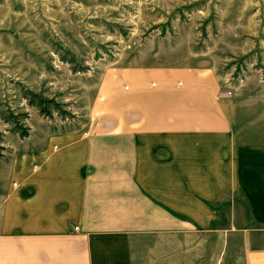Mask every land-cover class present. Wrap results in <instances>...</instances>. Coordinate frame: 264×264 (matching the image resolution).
Returning <instances> with one entry per match:
<instances>
[{"label":"crops","instance_id":"1","mask_svg":"<svg viewBox=\"0 0 264 264\" xmlns=\"http://www.w3.org/2000/svg\"><path fill=\"white\" fill-rule=\"evenodd\" d=\"M111 75L80 126L4 146L0 264H264V173L241 160L264 127L233 124L213 68Z\"/></svg>","mask_w":264,"mask_h":264},{"label":"rangeland","instance_id":"2","mask_svg":"<svg viewBox=\"0 0 264 264\" xmlns=\"http://www.w3.org/2000/svg\"><path fill=\"white\" fill-rule=\"evenodd\" d=\"M142 66L213 68L233 124L264 127V0H0L2 145L23 139L1 119L7 113H26L20 123L29 127V141H42L43 123L80 126L113 70ZM25 91L54 99L68 114L43 116ZM261 137L253 150L241 141V160H255L258 174ZM238 205L237 221L257 227Z\"/></svg>","mask_w":264,"mask_h":264},{"label":"trees","instance_id":"3","mask_svg":"<svg viewBox=\"0 0 264 264\" xmlns=\"http://www.w3.org/2000/svg\"><path fill=\"white\" fill-rule=\"evenodd\" d=\"M24 98H26L28 104L30 106H35L39 113L42 114L43 116H50L52 110L63 113V114H68L63 108L62 104L55 101L54 99H47L43 97L39 93H35L33 91H25L23 93ZM20 117L26 118L27 115L25 114H20V115H13L11 112L7 113V115L3 116L1 119L6 122V123H11L12 126L10 127L9 131L11 133L17 134V136L22 139L25 137H28L29 135V127L25 123H20ZM8 149L4 147L1 143V138H0V157L3 156L4 151H7Z\"/></svg>","mask_w":264,"mask_h":264}]
</instances>
